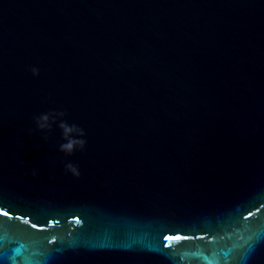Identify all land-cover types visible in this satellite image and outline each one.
Segmentation results:
<instances>
[{"label": "water", "instance_id": "water-1", "mask_svg": "<svg viewBox=\"0 0 264 264\" xmlns=\"http://www.w3.org/2000/svg\"><path fill=\"white\" fill-rule=\"evenodd\" d=\"M0 264H264V0H0Z\"/></svg>", "mask_w": 264, "mask_h": 264}, {"label": "clouds", "instance_id": "clouds-1", "mask_svg": "<svg viewBox=\"0 0 264 264\" xmlns=\"http://www.w3.org/2000/svg\"><path fill=\"white\" fill-rule=\"evenodd\" d=\"M33 73L34 74H37V70L36 69H33ZM52 117H50L48 114H41L40 116L36 117L35 118V125H36V128L39 130V131H47L50 129L51 127V122H52ZM61 127L64 128L65 130V134H67V132L69 131V129L61 124ZM79 146L81 148H83L84 146V141H79ZM73 149V142H69V143H65V144H61L60 145V150L61 151H65V152H70L71 150ZM66 168L72 172L74 175H79V172L78 170L76 169V167L74 165H71V164H68L66 165Z\"/></svg>", "mask_w": 264, "mask_h": 264}, {"label": "snow or ice", "instance_id": "snow-or-ice-1", "mask_svg": "<svg viewBox=\"0 0 264 264\" xmlns=\"http://www.w3.org/2000/svg\"><path fill=\"white\" fill-rule=\"evenodd\" d=\"M2 214L5 215V216H7L8 215V212L5 211ZM33 227H35V225H33ZM167 239H174V237H167ZM175 239H179V237H175Z\"/></svg>", "mask_w": 264, "mask_h": 264}]
</instances>
